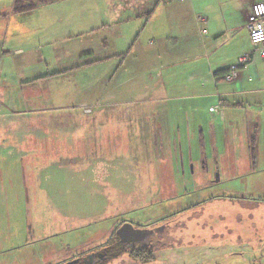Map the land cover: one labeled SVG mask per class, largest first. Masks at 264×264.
<instances>
[{"label": "crops", "instance_id": "1", "mask_svg": "<svg viewBox=\"0 0 264 264\" xmlns=\"http://www.w3.org/2000/svg\"><path fill=\"white\" fill-rule=\"evenodd\" d=\"M117 1L118 19H109L104 29L118 24L116 60L104 56L106 38L103 44L98 38L95 49L83 43L94 30L89 15L100 14L98 0H41L33 10L18 14L14 0L11 11L0 14L4 18L0 19V201L9 194L25 205L26 200L40 199L44 167L66 170V199H73L75 186L69 182L82 175L85 183L86 170L95 164L108 166L111 153H117L115 164L118 152L170 153V158L159 161L171 159L176 167L181 161L184 167L186 161L197 159L193 152H200L198 161H204L207 172L204 179L214 184L218 181L209 176V153L219 179L223 174L231 178L244 174L245 151L253 159L254 152H264V59L256 57L239 69L235 80H225L231 65L251 50L245 25L249 6L258 0H242L236 8L227 0L231 8L221 19H208L206 14L195 19L191 0H102L108 14L115 16L112 7ZM161 6L167 8L165 18L154 19ZM199 6L203 12L211 6L224 14L218 0ZM187 13L191 19H186ZM27 15L35 19H21ZM58 42L79 47L62 57L42 52L43 43L52 48ZM108 58L118 64L108 67ZM47 59L69 70L46 73ZM114 72L118 83L113 92L125 97L120 102L96 90L101 80L110 84L107 78ZM101 104L132 108L112 112L99 110ZM22 116L51 120L50 127L35 121L33 143H11L12 132L26 134L12 130V118ZM17 127L21 130L20 123ZM225 153L233 169L229 172L219 156ZM254 163L258 166L259 157ZM63 191L50 186L59 197ZM212 219L213 215L211 224ZM259 232L262 225L255 233Z\"/></svg>", "mask_w": 264, "mask_h": 264}, {"label": "rangeland", "instance_id": "2", "mask_svg": "<svg viewBox=\"0 0 264 264\" xmlns=\"http://www.w3.org/2000/svg\"><path fill=\"white\" fill-rule=\"evenodd\" d=\"M18 1L23 4L33 2V5H40L41 0ZM98 1L100 14L97 17L89 15L94 30L90 36L85 37L83 43H88L89 47L95 49L98 38L102 44L107 39L108 47L104 56L115 58L113 56L118 49V24L106 31L104 29L109 19H118V1L113 3L112 7L115 16L105 11L102 0ZM214 1L191 0L197 14L195 19H200L205 16L204 14L208 19H221L225 16L227 7L231 8L227 0H218L224 14H221L220 9L214 10L211 6L203 12V8L199 6L200 3ZM231 1L233 8H236L242 0ZM13 3L14 0H0V14H8ZM166 12L167 8L161 6L156 11L154 19H164ZM23 18L35 19V15H27L21 19ZM42 19L48 18L42 16ZM186 19H191L190 14H186ZM69 44L58 42L50 48L43 43L42 52L53 53L55 56L68 55L79 47ZM109 61L111 63L108 67L118 64V60L115 63L113 59ZM43 64L46 73L54 71L62 73L63 69L69 70L68 67L57 65L54 61L51 63L49 59ZM63 64L67 65L68 62ZM114 74L115 72L108 75L110 84L101 80L96 90L103 91L107 99L115 98L120 102L125 97L118 93V90L115 94L113 92L118 83V76L114 79ZM64 100L68 102L71 99L64 96ZM66 105L62 104V106ZM100 106L99 110L112 112L132 108L129 104ZM71 111L79 110L71 108ZM35 121L43 122L47 129L50 127L51 120L48 119H34L31 116L12 118V130L26 134L18 135V132H12L11 143L13 140L33 143L36 138ZM18 123L21 124V130L17 127ZM47 135L44 138L48 139L50 134ZM199 153L193 152V156L197 159L193 163L186 161L184 167L181 161L176 164L177 167L171 165V159L165 163L159 161L163 156L164 160L170 158V153L118 152V164L114 163L113 157L117 153H111L107 156L108 166L95 164L86 170L85 183L82 175H76V182H69V185L75 186V192L71 194L73 199H66L69 197L66 194L68 180L66 170L44 167L40 178L43 181L42 192L40 194L37 192L40 199L26 200L27 205H25L24 200H15V197L9 194L6 201H0V264H61L74 255H81L108 243L114 237L115 231L124 223H130L134 228L158 226L162 224L160 222L162 219L174 214L171 221H181L186 226L183 231L184 244L178 247L179 249L169 248L155 252L153 261L147 258L138 261L124 255L112 264H264V152H254L253 159L252 153L245 151L244 159L241 160L245 167L241 169V173L244 174L240 178H231L223 174L219 179L216 177L219 171H215L217 164L209 153L210 160L207 164L209 176L213 174V180L218 181L213 182L214 184H207L210 179H204L207 172L202 166L204 161H198ZM92 156L94 158L93 153ZM219 156L220 160L226 162L224 171L233 170L228 167V154L225 153L223 157L219 154ZM235 156L239 158V153H235ZM258 157L260 163L257 166L254 162ZM222 168L224 167L220 168L221 171ZM10 171L17 172L16 169ZM133 173L136 177L132 176ZM6 178L9 180L8 177ZM50 186L56 189L64 188L62 196L50 192ZM71 203H73L72 207L69 206ZM192 205H196L193 209H197V215L190 216L191 210L184 212ZM224 209H227L228 218ZM211 210L213 214H210ZM211 215H213L214 239L209 235L211 231L205 229V225L203 227L201 225V223L211 224ZM261 225L262 232L256 234V230H260ZM244 227L249 232L245 233ZM194 234L197 239L194 237L192 243L188 244V240ZM148 238L149 235L140 241L146 244Z\"/></svg>", "mask_w": 264, "mask_h": 264}, {"label": "flooded vegetation", "instance_id": "3", "mask_svg": "<svg viewBox=\"0 0 264 264\" xmlns=\"http://www.w3.org/2000/svg\"><path fill=\"white\" fill-rule=\"evenodd\" d=\"M196 205H192L189 208H186L184 212L191 210L192 212L190 213V216L197 215V209H193V207ZM180 214H182L181 211ZM174 216L175 214L162 219L160 221L162 222L161 225L145 227L146 229L152 230V232L148 233L149 238L146 244L142 242L135 244H130L134 242L122 243L115 231L114 237L108 243H104L99 247L97 246L93 249H90L81 255H74L61 264H112L119 258H122V256L124 255H127L129 257L131 255L132 259L139 261L142 259H140L137 254L138 252H141L145 249L147 251V256L153 261V259L155 258V252H160L162 250L164 251L169 248L177 250L178 247H181V245L184 244L183 231L186 229V226L182 224L181 221L172 222L171 220ZM198 216L200 217L201 214ZM201 225L202 227L205 225V229L211 231L209 235L212 239H214L215 232L213 229V225L208 223H201ZM137 228L143 229V227ZM194 237L195 239H197V236H195L194 234L187 243L191 244L194 240Z\"/></svg>", "mask_w": 264, "mask_h": 264}, {"label": "built area", "instance_id": "4", "mask_svg": "<svg viewBox=\"0 0 264 264\" xmlns=\"http://www.w3.org/2000/svg\"><path fill=\"white\" fill-rule=\"evenodd\" d=\"M245 26L248 30L251 50L243 52L237 62L231 65L225 75L227 82L235 80L239 69L253 62L256 57L264 59V0H258L249 6Z\"/></svg>", "mask_w": 264, "mask_h": 264}, {"label": "water", "instance_id": "5", "mask_svg": "<svg viewBox=\"0 0 264 264\" xmlns=\"http://www.w3.org/2000/svg\"><path fill=\"white\" fill-rule=\"evenodd\" d=\"M149 232L152 230L134 228L130 223H124L116 230V234L122 243L141 242L142 238L148 237Z\"/></svg>", "mask_w": 264, "mask_h": 264}, {"label": "trees", "instance_id": "6", "mask_svg": "<svg viewBox=\"0 0 264 264\" xmlns=\"http://www.w3.org/2000/svg\"><path fill=\"white\" fill-rule=\"evenodd\" d=\"M34 8H35V5H33V4H23L17 0L14 4V13L18 14V13H22V12H29V11L33 10ZM137 256L141 259H145V258H147V260L150 259L147 256L146 249L141 251V252H138Z\"/></svg>", "mask_w": 264, "mask_h": 264}]
</instances>
